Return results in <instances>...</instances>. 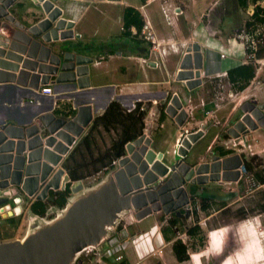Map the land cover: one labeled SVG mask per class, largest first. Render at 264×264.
<instances>
[{
	"label": "crops",
	"instance_id": "crops-1",
	"mask_svg": "<svg viewBox=\"0 0 264 264\" xmlns=\"http://www.w3.org/2000/svg\"><path fill=\"white\" fill-rule=\"evenodd\" d=\"M69 1H78V5L74 8L63 9L62 17L65 18L66 21L72 22L73 24L71 29H69L73 32V34L71 38L65 40L69 41L72 44H75V46H77L80 51H78L77 54L70 51H61V53L54 52L51 47L42 43L40 39H37L42 44V46H46L50 49L49 55L53 53L59 55L60 57H63L66 56V54H69L71 57L67 59L72 58V56L76 58L79 57L81 62H85L84 65L88 64V66L91 63L94 65H100L101 61L104 60L105 62L101 66V71L103 73V77L100 80L101 83H98L97 78H95L94 86L96 87H92L89 80V86L82 88L77 84V81H71L72 77H70L69 75H66L60 83H56L55 77H52L51 83L49 84L53 89V94L51 95L42 94L37 90H34V88L21 87L15 84L0 85L1 128L6 127V130L10 129L12 133L18 134L19 132L17 131V127L23 128V130L25 131L26 128L35 124L40 116L50 112L52 116L47 118V124L37 125H42V132H40L38 135L41 136L40 140L43 144V147H45V137L49 135L48 130L52 128L50 136H53L55 140L52 142V147H48L49 152L47 157L50 159V156L55 157L56 154H63L65 152V150L60 147L65 145L62 143L61 136H57V134H60L62 132L63 137H69L71 135L70 138H73L71 145H66V148H69L71 146V149L68 152V154H70L77 143L80 141V139L89 131L93 119L104 112L110 101L118 100L128 111L133 109L135 103L139 101L142 102V105L145 106L146 115L144 117V127H147V129L150 131L152 144L157 152L161 151L158 149L157 141L155 142L151 136L153 131L152 125L156 124L155 130L161 128L163 126V117L168 114L178 126L180 125L181 127L183 125V128L186 129H195L199 125H204V127L207 126L205 134L210 125L219 127L220 131L214 135V137L206 147L207 153L213 155L211 159L208 160V162L212 161V158L214 157L226 158L230 155L232 156L233 154H235L233 149L234 146L230 141L232 136L228 133V130L239 121V118L244 113L241 109L244 102V97L250 96L251 98H254L253 100L258 105L264 104V101L260 100V94L257 91L259 90L264 94V88L262 87V89H260L261 87L258 86L256 87L258 89H254L255 83L259 82L260 77L258 76V72L264 63V57H258L256 55L258 64L254 62L252 63L253 65L257 64L258 69H256V67L254 66V76L249 79L248 82H245V80L241 77H233L230 74V71L236 69L239 66L249 65V62L246 60L245 48L242 47L243 45L240 41H237L235 39L234 41L233 36H235V33L239 32L243 27L250 32L253 30L252 28L255 27V24L253 25V23L249 26L246 25V23L249 24L250 22H252L251 15L255 9L252 6L251 1L248 0L247 5L243 8L238 0H227L229 3V9L226 5V0H204L201 5L199 4L201 7L199 5L197 6L199 0ZM28 2L31 3L30 0H28ZM191 6L196 8L199 7L198 10L200 11L196 13L197 10L193 11ZM13 7H11L9 11ZM162 7L164 8V10L166 9L168 18L165 17L164 12L162 11ZM129 9L130 12L128 11ZM244 10L246 11L244 12ZM230 12L231 15H229ZM224 13H226L227 17H229L227 21V24L231 25V29H229V32H226L224 29H222L221 20ZM42 18H44L43 13L41 18L29 23L28 26L34 24L37 20H40ZM126 19L131 21L128 26L125 24ZM15 20L17 19L15 18ZM211 20H213L212 23ZM140 21L141 26L138 27L137 24L140 23ZM146 22L151 25L157 41L160 42L158 51H153L149 42L143 40L142 38L138 37L136 33H134V31L138 33L141 30L143 24ZM190 43L199 44L203 52V67L201 70L202 83L192 89L188 88L184 81L177 80L181 60L183 58L186 46ZM262 46L264 45H261L260 47ZM220 54H224V57H221ZM142 59H146L147 62L143 63ZM88 60L90 62L86 63L88 62ZM132 61H135V63H132ZM143 64L148 67V70L144 68L141 69V81L124 82L120 81V79L117 80V78L119 77L118 74H127L132 69H134V67L137 68V65H140L142 67ZM84 76L86 77L87 75H83L82 77L84 78ZM148 77L149 79H147ZM151 77H158L163 81H154L153 79H151ZM178 81L179 83H181L180 87L174 86V83ZM86 82L87 81L84 79L80 84L83 85ZM205 83L206 87L204 85ZM107 84L116 85L117 87L116 89H114L115 92H113V87L107 86ZM158 84L165 85L164 87H162L163 90L156 89L152 92L145 91L153 87L157 88L156 86ZM122 85H124L128 89L126 91V95L122 94L123 92H125V89H123ZM132 85H135V87H133ZM241 85H244L242 89H240ZM208 86H212V88L209 90ZM110 90H112V92ZM208 90L209 94H207ZM105 94H110L109 101L101 108L99 112L95 113L99 105V101ZM219 95L222 96L221 100H218ZM18 96L29 97L30 99L28 102L20 101L17 98ZM50 98L53 100L55 108L49 109L45 105L47 102H45L44 100L46 99L49 101ZM35 100L38 102H34ZM63 100H66V102L64 103V105H60L59 108L58 101L63 102ZM131 100H134V104L131 103ZM171 100L180 102L179 104L185 106V109L187 111L190 110L188 118H185L181 124L177 122L174 115L171 116L167 112L168 106L171 105ZM148 102L150 103V105H146ZM201 102L204 103L203 107L200 104ZM80 107L85 109L80 111ZM160 107H163V117H160ZM223 110H227V114L225 116L220 115L219 118L217 114H219ZM238 110L240 112L238 118L231 121L232 117H234V114ZM209 111L213 112L214 116H207L205 114V112ZM55 112L58 114L61 113L62 115L56 116L54 114ZM183 113L186 116L185 110H183ZM79 115L82 117V120H86V118H89L84 127H82V125H80L79 123H76V125L72 128L73 130H76V128L78 129L82 127L81 131L76 136L68 133L67 131H64L63 129L65 127V124L69 123L70 120ZM31 119L32 122L29 123V125H20L21 123L23 124L24 122H28ZM14 120L16 121V123L12 122ZM204 122H207L208 124H204ZM180 127H178L179 133L176 139L179 137L181 131ZM256 131L257 130H252L246 133V135L244 134L245 136H243V140L248 144L250 143L255 150L260 151L263 148L264 140L261 145L258 146L256 142L258 140V137L255 136ZM257 132H259V129ZM224 134H227V137H224ZM249 135L254 142H250L249 140L247 141L246 137ZM202 136H204V134ZM202 136L194 141L191 144V147L196 142H198L202 138ZM24 141L27 142L28 138L25 137ZM175 142L173 144V148L175 147ZM34 144L35 148L39 147V139H37ZM58 147L59 149L57 151L54 150V148L57 149ZM188 150L186 152H188ZM226 151H231V153H225L224 155V152ZM29 152L30 150H26L23 152V154H29ZM41 154L42 157L39 160H35V162H37L36 164H40V166L38 165L39 168L37 167L36 171L38 175L42 171L43 163L51 166L49 160H44L43 152ZM257 158H259L260 162L259 167L262 168L264 165L261 162V159L264 158V150L260 151V153L257 155ZM116 169H114L113 171H115ZM36 173L31 176H38L36 175ZM235 181V177L228 176L223 177L222 182H217L216 180L213 181L221 185L227 183V185H225L223 189H221L222 191L220 195H208L204 193L203 188L200 189L198 186H196L197 184L187 182L190 183L192 192L194 193L192 195L193 202H199L202 205V216H208L207 227H225V233L224 236H221V242L216 239L211 240L210 251L208 247H200L195 240L199 239L200 236H208V234L206 229L202 227L200 229L197 228L195 233H197L198 231L201 233H199V237H196V234L192 233L195 235H191V237H193L194 239L191 249H194L195 252L202 250L204 251V254L199 253L196 255H192L190 254L191 251H188L186 249L188 259L186 261L178 262L175 257L172 256L170 249L171 244L176 240L174 231L171 229L173 231V237L170 241H166L162 231V226L167 223V220L164 217L165 215L160 214L159 212H153L145 216L155 215L157 219L155 226H158L159 229L156 227H154V229L155 232H158L161 242L159 247H157L155 250H152L148 257L152 255L154 256L156 252L161 249L162 253L161 255H158V258H161L164 264H185L186 262H190L191 264H209V259H214L216 256L218 259H220V256L222 257L224 255V250L226 249L225 243L227 241V238L229 237L228 229L231 226L233 228V232L241 229L246 239L244 250H246L249 254H263L260 256V258L264 260V251L261 249V243H264V236L259 234L255 236H247L244 233L240 222L241 220L246 218H249L250 220H252V222L257 221L258 219L263 223L264 227V209L260 207L261 205H264V188H260L256 191H260L262 195V201L258 209L251 211V207H248L244 203V199L247 197H243L240 193V191H242L241 184L234 183ZM208 182H211V180H209ZM20 184H22V181L20 182ZM11 186L16 187L13 190H21V192L23 193V196H21L17 192V196L22 198V200L24 201L22 212L18 216L8 217L4 220L0 219V223L8 225L4 221L8 220L9 218L16 217L20 218L19 224L21 226L26 220L25 217H27L29 220V217L32 214V212L30 211L31 204L38 200H31L20 185L13 184ZM9 187L7 188L8 190ZM201 190H203L202 193H200ZM228 190L237 191L239 196H236L235 194L231 198H226L225 196L228 194ZM197 192L200 193L199 196ZM138 194L141 193L139 192ZM254 194L252 196H254ZM237 207L243 208V211L245 213L244 217L230 220L228 223H224L226 222L222 221L225 216L224 210H234ZM51 208L55 209L53 207H49L48 209L50 210ZM161 217L162 219H160ZM179 217L181 219H179V223L177 224L181 227L182 224L184 225L186 216ZM136 222L128 226L129 242L126 244L127 246H129V244L137 239V234L139 233V231L133 232L131 230L132 225L139 223ZM11 231H13V229H11ZM238 233L241 234V232L239 231ZM151 239L153 241V238ZM255 241H257L256 244H252V242L254 243ZM127 248L128 247H126V250ZM100 249L98 250L100 251ZM236 253L242 254L240 251H237ZM248 253H246L245 251L243 252V254L249 255ZM123 255L124 263L129 264V258L125 251L123 252ZM132 255L135 258V264H145L142 263V260L147 256L140 257L141 250H139L138 247L134 252H132ZM166 256L167 258L164 259ZM107 259L108 258H106V260ZM221 260L222 258L220 259V261ZM104 264L117 263H114L110 259H108V262L104 261ZM228 264H233L232 260H230Z\"/></svg>",
	"mask_w": 264,
	"mask_h": 264
},
{
	"label": "water",
	"instance_id": "water-1",
	"mask_svg": "<svg viewBox=\"0 0 264 264\" xmlns=\"http://www.w3.org/2000/svg\"><path fill=\"white\" fill-rule=\"evenodd\" d=\"M64 0H30V2L42 9L44 18L37 20L34 24L26 27L10 13L9 9L19 0H0V85L15 84L21 87H29L37 89L39 75L45 74L43 83H46L50 76L55 77L56 83L69 75L71 81H77L80 87L89 86V66L84 65L79 57H71L69 54L60 57L56 54L49 55L50 49L38 41L40 36L44 41L51 42L52 40H63L71 38L73 32H67L72 27V22L66 21L63 15ZM5 36H8L5 44ZM202 50L199 44L190 43L186 46L183 58L180 63L179 74L177 80L184 81L188 88L192 89L202 83L201 70ZM48 54V55H47ZM68 62V63H67ZM90 61L88 60L89 63ZM83 65V66H82ZM83 75H87L84 78ZM77 78V79H76ZM87 82L83 85L80 83L83 80ZM168 106L167 112L173 116L177 109L181 107L180 102L173 100ZM85 108L80 107V111ZM243 112H249L254 117V121L250 120L249 115H245L233 127L228 130L231 136H235L237 131L243 134L249 131L256 130L260 127L264 128V104L256 105L254 102L244 103L241 107ZM50 112L42 115L35 124L26 128H18V134H14L7 129L4 133L0 132V187H5L6 179L10 177L11 184L20 185L21 188L28 194L32 195L36 191L39 180H44L51 166L42 165V171L38 175L36 173L38 165L35 160L42 157L44 160H49L51 164H56L59 160L56 158L47 157L48 147H52V142L55 140L53 136L45 137L44 145L41 143V136L38 132L40 123L47 124V118L51 117ZM80 116V115H79ZM76 116L69 123L65 124L64 131L76 136L89 120ZM89 117V116H88ZM185 114L181 110L176 120L181 124ZM79 123L81 128L73 130V126ZM248 125V129H244ZM204 128V126H203ZM51 132V129L48 130ZM61 136L62 143L65 146H60L66 150V145H71L73 138L63 137L62 132L57 134ZM203 135L202 131L191 135L190 142H184L186 148H182L179 152L180 157H185L187 150L191 144ZM28 138V141L24 139ZM39 139V147L35 148L34 142ZM69 139V140H68ZM140 141L135 142L139 144ZM132 144L127 146V150H132ZM30 150L29 154L22 155L25 151ZM35 148V149H34ZM59 147L54 150H58ZM137 157H132V165L129 169L125 168L123 179L117 178L116 183L113 182L112 171L99 183L88 189L82 190L81 182H76L71 187V193L74 195L69 198L66 205L62 209H52L56 215L49 220L43 217L31 214L25 235L21 239L0 242V264H76L84 250L93 248L100 249L103 239H105L116 228L124 214L131 210L141 209L146 205L147 200L145 194H138V190L143 185L147 188L153 186V189L161 187L162 189H173L175 182L178 184L182 181H189L190 177L196 173L198 178L195 179L196 184L207 183L208 180L203 173L208 171L213 173L209 178L211 181L218 180L217 171L220 163L203 164L194 169L189 170L186 163L179 165L178 170L185 174L184 178H179L174 172L170 174L169 169L173 170L179 164L178 160L172 165H167L163 161V153L147 149L146 146L136 150ZM158 158V160H155ZM162 158V161L160 160ZM126 157L121 159L119 164H123ZM25 162L27 165L24 166ZM138 164V167H137ZM11 168L13 171H11ZM39 168V167H38ZM35 171V172H33ZM65 170L59 168L55 175L46 183L39 194L36 196L38 201H44L48 196V190H58L60 180ZM216 172V173H215ZM38 176H31L33 174ZM136 174L131 179L132 174ZM22 175L25 177L21 180ZM237 177H235L236 179ZM226 180V179H225ZM234 180V178H233ZM170 183L172 185H170ZM129 196L126 197L125 194ZM142 192V191H141ZM176 197L177 192H173ZM124 196V198L121 197ZM152 193H149L148 199L153 200ZM132 203L130 204V198ZM134 198H138L139 202H134ZM162 199V198H161ZM2 200H0V204ZM177 202L174 208L181 206ZM159 207L140 212L137 214V219H142L148 213L157 212ZM81 264V260L77 261Z\"/></svg>",
	"mask_w": 264,
	"mask_h": 264
},
{
	"label": "built area",
	"instance_id": "built-area-1",
	"mask_svg": "<svg viewBox=\"0 0 264 264\" xmlns=\"http://www.w3.org/2000/svg\"><path fill=\"white\" fill-rule=\"evenodd\" d=\"M252 6L254 8L258 7L260 8V10H264V0H256L255 2H252ZM162 11L164 12L165 17L168 18L166 9L164 10V8L162 7ZM254 24H255V27L252 28L253 30L251 32L246 30L243 27L239 32L235 33V36H233V40L235 39L241 42V44L243 45L242 47H244L246 51L245 55H246L247 61L253 60L254 63H258V59L256 58V55H257L256 53L258 52L259 47L261 45H264V23L257 22V23H253V25ZM67 32H70V30H68ZM134 33H136L138 37L149 42L151 49L153 51H158L160 42L157 41L155 33L152 30V27L148 22L143 24L141 30L138 33L136 31H134ZM4 38H5L4 43L9 45V42H7L8 36H5ZM162 52H163V49H162ZM220 56L224 57V54H220ZM142 62L146 63L147 60L142 59ZM37 74L39 75V78H38V86L36 90L46 95L53 94V89L49 85L51 83L52 76L48 78L46 83H43L46 75L42 73H37ZM221 99H222V96L219 95L218 100H221ZM253 99L254 98H251L250 96H245L244 102L245 103L254 102L256 105H258ZM170 102H172V100ZM200 104L202 107L204 106L203 102H201ZM144 108H145L144 105L140 107L141 110H143ZM185 108H186L185 106L181 105V107L177 109L174 116L177 117L180 114L181 110H185L186 116L184 117V119L188 118L190 114V110L187 111ZM205 114L207 116H214L213 112L211 111L205 112ZM247 114L249 115L250 120L252 121L255 120L254 117L251 116L249 112H244L242 116L239 118V120H241V118ZM40 124L44 125L43 123H40ZM204 124H208V123L204 122ZM42 125H39V129L36 134H39L40 132H42V129H41ZM203 126L204 125H199L195 129H191V128L186 129V128H183V125L181 127L179 125V127L181 128V131H180L179 137L176 139L175 147L172 150L173 154L179 156V164L175 166L173 170L169 169V172L170 174H173L174 172H176L180 180L181 178H184L185 174L188 171L185 174H183L182 172H179L178 170L179 165L184 163L182 161L183 157H180L179 152L182 148H186L184 145V142H190L191 135L197 134L200 131H202V133L205 134L207 126L204 128ZM5 128L6 127H2V128L0 127V132L4 133V131L6 130ZM244 129H248V125ZM50 135H51V132H49L48 136ZM243 135L244 134L241 131H237L236 135L232 136L230 141L232 145L234 146L233 149L235 152V154H233L232 156L230 155L226 158L214 157L212 158V161H209V162L206 161L205 159H201L197 165L193 167L189 166V170L190 169L196 170L198 166L203 165V164L210 165V164L218 162L220 163V166H219V170L217 171L218 180L216 181L222 182V178L225 176L237 177L234 183L241 184V187H242V191H240L241 195L243 197L252 196L257 190H259L260 188H264V184H260L257 181V179L254 176L253 171L247 168L244 159L246 160L254 156H257L261 150H264V145L260 151L255 150L253 146H251L250 143L248 144L243 140ZM137 141H140V143L135 144V142ZM130 144H132L131 147H132L133 152L134 150H139L143 146H146L148 150L154 149V146L152 144V140L150 137V131L147 129V127H144L143 131L141 132L139 136H137L136 139L124 145L125 155L122 156L120 159L116 160L118 161V164L121 159L127 157L130 154V152L127 150V146H129ZM70 149H71V146L69 148L67 147V149L65 150L63 154H58L59 160L56 162V164H51L49 162L52 168L49 174L47 175V177L42 181L39 180L38 185L36 187V191L32 195L27 194L31 200H37L36 196L39 194L42 188L46 185V183L55 175V173L57 172L59 168H63L62 163L64 159L67 157ZM26 150L27 149L25 148V151ZM22 155L25 156L26 154H22ZM155 160L159 161L158 158H155ZM160 160L162 161V158ZM116 161H114L113 164ZM26 165H27V162H25L24 166ZM137 167H138V164H137ZM11 171H13L12 168H11ZM135 175L136 174L133 173L132 176L129 178L131 179ZM201 175L205 176V178H207V180L209 181L210 180L209 177L211 175L213 176V173L211 171H208L207 174L203 173ZM198 176H199L198 174L194 173L190 177L189 181L181 180L179 184L175 182L173 189H162L161 187H157L153 189V186H150V185H148L149 186L148 188H147V185H143L142 187H140L138 190L140 191L141 194H145V198L147 200L146 205H144L141 209L131 210L130 212L124 214V216L122 217V219L120 220L116 228L112 231V233L109 234L105 239H103L101 243V246H102L101 249L103 251L102 254L99 253L100 252L99 250H96L98 263L102 262V259L106 257L114 263L126 264L124 263L123 252H124V249L126 248V244L129 242L128 226L138 220L136 217L138 213L147 211L149 210V208H152V207L154 209L157 206L159 207V210L157 212H159L160 214H164L165 219L170 218L171 215L173 214H176L178 216H186L184 225L182 224V226L180 227L178 224H175L173 225L172 230L174 231L175 239L180 240V242L185 245L186 249L188 251H191L190 254L192 255H196L199 253L204 254V251L202 250L195 252L194 249H191L192 243L194 242V239L193 237H191V235L196 234V237H199L200 236L199 233H201L198 231L197 233L192 234L191 232H189L191 228L197 227L198 229H200L202 227L207 230L208 236H202V237L200 236L199 239H196L195 241L197 243V241H199L202 238L200 241L202 242L201 247H208L209 251L211 249V244H210L211 240L216 239L219 242H221V236L222 235L224 236L225 227L208 228L207 227L208 216H202V209H201L202 205L199 202H196V201L193 202L192 195L194 193L192 192L191 194H189L185 189V182L196 184L195 179L198 178ZM24 177L25 176L22 175L21 180H23ZM67 181L68 180H67L66 172H64L59 182L60 183L59 185L60 187L58 189L59 191L64 189V186L66 184L65 182ZM4 182L7 183L6 186L3 188L0 187V200H2V203L0 204V219L2 220L7 219L8 217H14V216L20 215L22 212L23 205H24V201L22 200V198L17 196V190H12L11 192L7 189L9 186L13 185L11 184L10 177L6 179ZM76 182H79V181H76ZM76 182H72L71 185ZM170 185L172 184L170 183ZM51 190L52 189L50 188L48 191H51ZM173 192H177L176 197L174 196ZM149 193H152L151 197L153 198V200L148 199V197H150L148 196ZM235 194L236 196H239L237 191L228 190V194L225 197L231 198ZM9 200H11V202ZM177 202H180L182 205L177 208H174ZM51 210L52 208L50 210L48 209V211L46 212V215H48L51 212ZM151 213H153V211H151ZM46 215L44 217H46ZM240 222H241V227L247 236H250V235L255 236L257 234L264 236V227H263V223L260 220L257 219V221L252 222V220H250L249 218H246V219L241 220ZM155 227L158 228V226H155ZM261 246H262L261 249L264 251V243L263 244L261 243ZM89 251H94V249L93 248H91V250L87 249V253ZM156 253H159L161 255L162 250L159 249V251H157ZM230 260H232L233 264H264V260H262L261 258L254 257V254H252L251 256H248L247 254H238V253H234V255L232 254L231 256L230 255L225 256L220 261L219 264H228Z\"/></svg>",
	"mask_w": 264,
	"mask_h": 264
},
{
	"label": "rangeland",
	"instance_id": "rangeland-1",
	"mask_svg": "<svg viewBox=\"0 0 264 264\" xmlns=\"http://www.w3.org/2000/svg\"><path fill=\"white\" fill-rule=\"evenodd\" d=\"M204 2V0H199L197 3V6L200 4H202ZM225 3V2H224ZM228 1L226 0V5L228 6L229 9V5H228ZM78 5V1H69V0H64L63 3V9H70V8H74ZM199 5V6H200ZM203 6V5H202ZM192 7V6H191ZM201 7V6H200ZM199 7H192L193 11H196V13H198L200 10H198ZM227 8V7H226ZM244 8V7H243ZM246 9V7H245ZM246 10H244L245 12ZM232 12V11H231ZM231 12L229 13V15H231ZM10 13L22 24H25L26 27H28V24L35 21L36 19H39L42 17V9L39 6H36L32 3H29L28 0H19V2L10 10ZM195 13V15H196ZM195 17V16H194ZM227 14L224 13L222 15V29H224L226 32H229V29H231V25L227 24L228 21ZM196 21V18H195ZM213 22V20H211V23ZM38 39L41 40L42 43L48 45L49 47H51V49L54 52H58L61 53L64 51H70V52H74L77 54L78 51H80V49H78L77 46H75V44L70 43L67 40H53L51 42H46L44 41L40 36L37 37ZM104 60L101 61L100 65H94V64H89V80H90V85L92 87H96L94 86V81L95 78H97V82L101 83V78L103 77V73H102V65L104 64ZM249 65L252 66L253 70H254V66L257 68V64L253 65V60H248ZM132 63H135V61H132ZM134 67V66H132ZM147 66L145 64L142 65V67L140 65H137V68L134 67V69H132L130 72H128L127 74H118V78L117 80L120 79V81H131V82H136V81H141L142 79V73H141V69H147ZM259 82L255 83L254 89H258L256 87L260 86L262 89V87L264 88V63L261 66V69L259 70ZM94 78V79H93ZM149 79V77L147 78ZM151 79H153L154 81H163L161 78L158 77H151ZM181 83L175 82L174 86L180 87ZM206 87V83L204 84ZM103 86V85H102ZM107 86L113 87V92L114 89H116V85L112 84H107ZM133 87H135V85H132ZM164 84H158L156 87L157 88H150L148 90L145 91H155L157 90H163L162 87H164ZM123 89H125V92H123V95H126V91L128 90L124 85H122ZM161 87V88H159ZM212 88V86H208V89L210 90ZM209 90L208 93L209 94ZM112 92V90H110ZM259 95V98L261 101H264V94L257 90ZM121 94V95H122ZM132 94V93H131ZM130 94V95H131ZM109 96L110 94H105L103 95V98L99 101V105L96 109V112H99L101 110V108L109 101ZM15 98V97H14ZM13 98V99H14ZM20 101H29V97H24V96H18L17 97ZM45 102H47L45 105L51 109V108H55V105L53 104V100L50 98V100H44ZM34 102H38V101H34ZM66 102V100L62 101H58L59 103V108L60 105H64V103ZM131 103L134 104V100H131ZM229 106V105H228ZM145 110V108H144ZM239 110L234 114V117H232V120H235L236 118H238L239 115ZM56 116L57 115H62L61 113H54ZM227 114V110H223L222 112H220L219 114H217V116L220 118V115H226ZM203 116V115H202ZM14 123H16V121H12ZM32 122V119L29 120L28 122H24L23 124L21 123L20 125H29V123ZM163 126L159 129L155 130L156 124L152 125L153 131H152V138L153 140L158 144V149L161 151V153H163V161L165 162V164L167 165H172L173 163H175L178 160V157L175 156V154L172 153L173 150V144L175 142V139L178 135V125L171 119V117L167 114L164 117V120L162 121ZM259 129V132H257ZM256 129V133L255 136L258 137V140L256 141L258 146L261 145V143L264 140V128L260 127ZM220 131L219 127H215L210 125V127L208 128L206 134H204V136H202V138L196 142L187 152V154L185 155V157L182 158L183 162L186 163L188 166L193 167L195 165H197L199 163V161L201 159H205V160H210L211 157L213 156L212 154L207 153L206 151V147L207 145L210 143V141L212 140V138L214 137L215 134H217ZM259 133V134H258ZM246 135V134H245ZM243 135V136H245ZM247 141L249 140L250 142H254L253 139H251L250 135L246 137ZM232 144V143H231ZM130 156V155H129ZM264 158L261 159V162L264 165ZM258 163V162H257ZM118 165V161H116L114 163V168L111 170L113 173H117L118 169L117 168ZM117 168V169H116ZM260 168V167H259ZM114 169H116L115 171H113ZM261 169V168H260ZM110 171V172H111ZM109 172V173H110ZM108 175V173H104V172H100L96 175H92L88 178H85L81 181L82 184V190L83 189H88L90 187H93L94 185H96L97 183H99L100 181H102L106 176ZM75 183L72 184V186ZM227 185V183H225L224 185L218 184L217 182H208L207 184H197L196 186H198L200 189H204V193L208 194V195H220L221 194V189H223V187ZM71 186V185H70ZM187 192L189 194L192 193V188L190 183H185ZM16 188L15 186H11L9 187V191L12 192V190ZM71 188V187H70ZM57 190V189H56ZM55 190V191H56ZM203 190L200 191V193H202ZM19 195L23 196V193L21 192V190L17 191ZM200 193L197 192L198 196L200 195ZM74 194L71 193V197ZM261 193L260 191L256 192L254 194V196L252 197H247L244 199V203L248 206L251 207L250 210H255L258 209L262 198H261ZM70 197V198H71ZM10 201V200H9ZM56 213L54 212H50L48 215H46V217H43V219L45 220H49L50 217L55 216ZM218 216V215H217ZM226 216V215H225ZM25 221L23 222V224L20 226V224L18 225V227L16 228H11L8 225H0V236H1V241L2 242H6V241H11L14 239H21L27 230L28 227V223L29 220L27 217H25ZM228 219V218H227ZM231 219V218H230ZM230 219L228 221H230ZM141 221V222H140ZM137 221L136 223L138 224H134L131 226V230L133 232L139 231V233L137 234V239L135 241H133L131 244H129V246L126 245V248L124 249L125 253L128 256V260H129V264H135V258L132 255V252H134L136 250V248L138 247L139 250H141V256H147L143 258V262L145 264H164L161 258H158L159 253H156L154 256H150L148 257V255L152 252V250H155L157 247H159L161 239L160 236L158 235V232H155V225L157 222V219L155 217V215H149V216H144L142 218V220ZM231 228V229H230ZM11 229H13V231H11ZM241 232V234L238 233ZM238 231H234L233 232V228L230 226L228 229V238L227 241L225 243L226 249L224 250V255L221 257L220 259L224 258L227 255H234V253H236L237 251H240L242 254L245 251L246 253H248L246 250H244L245 247V237L241 231V229H238ZM11 232V233H10ZM5 237V238H4ZM10 239H8V238ZM135 238V237H134ZM133 238V239H134ZM153 238V241L152 239ZM5 239V240H4ZM152 241V243H151ZM264 241V239H263ZM149 242V243H148ZM257 241H255L254 243L252 242V244H256ZM197 244L200 245V247L202 246V242L197 241ZM104 246V245H103ZM258 250V249H257ZM102 250L100 249V254H102ZM249 254V253H248ZM81 255V264H100L98 263V258L96 255V249H94V251H89L87 253V251H84L83 253L80 254ZM252 254H249L248 256H250ZM168 256V254H167ZM167 256L164 258L166 259ZM200 256V255H199ZM261 254H255L254 257L256 258H260ZM220 259L217 258V256L214 259H209L208 262L209 264H216L219 263ZM104 261L108 262V259L106 260V257H104L102 259L101 264H104ZM76 264L77 260L75 261ZM173 263V262H172ZM175 263V262H174ZM185 264H191L190 262H186Z\"/></svg>",
	"mask_w": 264,
	"mask_h": 264
},
{
	"label": "trees",
	"instance_id": "trees-1",
	"mask_svg": "<svg viewBox=\"0 0 264 264\" xmlns=\"http://www.w3.org/2000/svg\"><path fill=\"white\" fill-rule=\"evenodd\" d=\"M238 1L240 5L244 7L247 5L248 0ZM249 1L255 2L256 0ZM128 11L130 12V9ZM251 19L252 22L249 24L246 23L247 26L255 22L264 23V10H260V8L256 7L251 15ZM130 22L131 21L128 19L125 20L127 26ZM137 26H141V21ZM256 54L258 57H264V46L260 47ZM253 73L254 70L250 65L239 66L230 71L231 76L237 78L241 77L245 82H248V80L254 76ZM243 87L244 85H241L240 89ZM146 105H150V103L148 102ZM141 106L142 102L138 101L135 103L134 108L128 111L118 100L110 101L104 112L93 119L87 134L80 139L73 151L64 159L62 167L66 172L68 180L64 189L61 191H49L44 201H35L31 204L30 211L33 214L44 217L49 207L62 209L71 197L70 185L72 182L81 181L100 172L108 173L113 168V162L125 155L124 145L136 139L143 131L146 110H141ZM162 110L163 107H160V117L164 116ZM224 137H227V134H224ZM225 153L228 154L231 153V151L224 152V155ZM244 161L247 168L253 171L257 181L259 183H264V166L261 169L259 168V158L254 156L250 159H244ZM260 207L264 209V205ZM224 215L226 216H224L222 221L228 223L230 218V220L239 219L244 217L245 213L243 208L237 207L234 210H224ZM160 219H162V217ZM179 219L181 218L176 214L166 219L167 223L162 226L166 241L172 239V226L179 223ZM4 222L11 228H16L20 223V218H9ZM0 225H4V223H0ZM196 230L197 227L191 228L189 232L195 233ZM170 249L172 256H174L178 262L188 259L186 247L179 240L173 241ZM78 260H82L81 255L78 257L77 261Z\"/></svg>",
	"mask_w": 264,
	"mask_h": 264
},
{
	"label": "bare ground",
	"instance_id": "bare-ground-1",
	"mask_svg": "<svg viewBox=\"0 0 264 264\" xmlns=\"http://www.w3.org/2000/svg\"><path fill=\"white\" fill-rule=\"evenodd\" d=\"M136 150H134V152H133V150H131L130 149V156L128 155L127 157H126V159H125V161L123 162V164H120L117 168H119L118 169V171H117V173L115 174V173H112V176H113V182L114 183H116L115 182V180H117V178H121V179H123V174H124V172H125V174H126V171H125V168L127 169V171H128V169H129V165H132V157L134 156V157H137V155L138 154H136ZM56 156L57 155H55V158H56ZM127 177V176H126ZM126 177L123 179V180H125V181H127V182H129V180L128 179H126ZM128 194H130V196H131V192H129V193H127V194H125V196L126 197H128L129 195ZM121 197L122 198H124V196H122L121 195ZM130 198V204L132 203V200H131V197H129ZM125 199V198H124ZM134 202H136V203H138L139 202V199L138 198H134ZM89 250V249H88ZM90 250H91V248H90ZM84 251H87V250H84Z\"/></svg>",
	"mask_w": 264,
	"mask_h": 264
},
{
	"label": "clouds",
	"instance_id": "clouds-1",
	"mask_svg": "<svg viewBox=\"0 0 264 264\" xmlns=\"http://www.w3.org/2000/svg\"><path fill=\"white\" fill-rule=\"evenodd\" d=\"M55 191V190H54ZM57 191V190H56ZM50 219V218H49ZM0 242H2V241H0Z\"/></svg>",
	"mask_w": 264,
	"mask_h": 264
},
{
	"label": "flooded vegetation",
	"instance_id": "flooded-vegetation-1",
	"mask_svg": "<svg viewBox=\"0 0 264 264\" xmlns=\"http://www.w3.org/2000/svg\"><path fill=\"white\" fill-rule=\"evenodd\" d=\"M58 191V190H57Z\"/></svg>",
	"mask_w": 264,
	"mask_h": 264
}]
</instances>
